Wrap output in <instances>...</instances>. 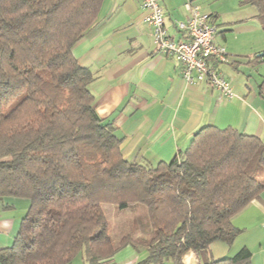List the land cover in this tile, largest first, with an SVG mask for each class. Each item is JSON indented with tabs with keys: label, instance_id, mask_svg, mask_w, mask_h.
I'll use <instances>...</instances> for the list:
<instances>
[{
	"label": "trees",
	"instance_id": "trees-1",
	"mask_svg": "<svg viewBox=\"0 0 264 264\" xmlns=\"http://www.w3.org/2000/svg\"><path fill=\"white\" fill-rule=\"evenodd\" d=\"M103 2L0 0V197L31 202L0 263L85 255L101 264L131 245L147 252L141 264H185L190 253L197 264H252L248 248L209 254L215 242L234 244L243 232L234 217L264 192V141L207 126L168 163H131L117 127L96 110L94 74L73 54ZM240 6L254 7L264 29V0ZM106 205L141 211L131 232L113 234Z\"/></svg>",
	"mask_w": 264,
	"mask_h": 264
},
{
	"label": "crops",
	"instance_id": "crops-1",
	"mask_svg": "<svg viewBox=\"0 0 264 264\" xmlns=\"http://www.w3.org/2000/svg\"><path fill=\"white\" fill-rule=\"evenodd\" d=\"M159 1L170 35L180 40L184 36L176 25L188 17L184 5L206 0ZM203 9L217 17L218 31L221 27L215 41L230 54L221 70L234 88V99L221 98L208 83L186 85L180 63L163 56L155 45L153 30L143 21L142 0H104L93 32L73 50L80 66L94 74L90 90L96 110L117 127L122 152L131 163H168L207 126L232 128L264 141V77L251 72L264 62L263 54L255 57L264 45L240 51L247 49L246 42L251 43L245 36L252 32H235L238 25L258 20V12L250 6L233 12ZM30 206L26 199L0 197V251L14 246ZM233 224L242 234L232 246L213 243L210 258L233 257L248 248L253 253L252 264H264V192L234 217ZM146 258V251L127 245L101 264H141ZM197 260L195 253L184 257L185 264H197ZM71 264L90 263L79 255Z\"/></svg>",
	"mask_w": 264,
	"mask_h": 264
},
{
	"label": "built area",
	"instance_id": "built-area-1",
	"mask_svg": "<svg viewBox=\"0 0 264 264\" xmlns=\"http://www.w3.org/2000/svg\"><path fill=\"white\" fill-rule=\"evenodd\" d=\"M143 21L153 30L154 42L159 52L175 59L181 65L182 78L187 86L208 83L221 98L236 97L231 82L221 66L230 59L228 50L216 43L217 26L209 13L192 1L185 4L188 17L177 22L183 39L176 40L166 25L164 8L159 0H142Z\"/></svg>",
	"mask_w": 264,
	"mask_h": 264
},
{
	"label": "rangeland",
	"instance_id": "rangeland-1",
	"mask_svg": "<svg viewBox=\"0 0 264 264\" xmlns=\"http://www.w3.org/2000/svg\"><path fill=\"white\" fill-rule=\"evenodd\" d=\"M198 6L201 7L202 11H204L203 8L207 10L209 9L210 11H214L216 10V8H220L223 9L224 11L233 12L234 11L233 9L243 8L240 6V0H206L203 1L202 4ZM204 12L207 13L206 11ZM238 26L239 28H237L235 32H252L250 35L245 36L246 39L248 38V40L251 41V43L249 44L247 42L245 43V46L249 50L245 48V50L239 49L240 51H250V49H252L255 44H257L258 47L264 45V29L261 27L260 22L257 19L241 24V26L240 25ZM221 31L222 30L220 27V31L218 32ZM262 54L264 55V47L262 48L261 51L255 53V57H259ZM251 72L254 77L257 78L264 77V62H261L256 68L252 69ZM104 209L112 226L113 234L119 235L120 237L132 231L136 223V220L138 219V215L141 214L140 210L139 212L136 210L137 213L133 211L122 212L119 211V209L113 205H106Z\"/></svg>",
	"mask_w": 264,
	"mask_h": 264
}]
</instances>
